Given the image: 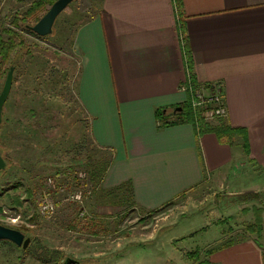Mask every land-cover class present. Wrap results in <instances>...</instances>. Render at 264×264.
<instances>
[{
  "label": "crops",
  "instance_id": "1",
  "mask_svg": "<svg viewBox=\"0 0 264 264\" xmlns=\"http://www.w3.org/2000/svg\"><path fill=\"white\" fill-rule=\"evenodd\" d=\"M73 46L78 100L94 142L110 154L96 187L128 188L152 218L168 217L167 205L183 208L170 228L206 206L200 229L228 232L220 226L229 219L232 227L250 204L233 199L264 192V0H102ZM217 83L228 115L199 120L193 91ZM178 106L193 119L161 125L180 116ZM236 205L243 208L230 213ZM244 228L251 235L230 242L217 235L202 259L264 264V237L253 234L261 228Z\"/></svg>",
  "mask_w": 264,
  "mask_h": 264
},
{
  "label": "rangeland",
  "instance_id": "2",
  "mask_svg": "<svg viewBox=\"0 0 264 264\" xmlns=\"http://www.w3.org/2000/svg\"><path fill=\"white\" fill-rule=\"evenodd\" d=\"M40 1L0 0V92L16 64L0 125V148L9 162L0 176V223L31 238L26 248L0 240V264H64L68 257L78 264H211L202 255L221 233L214 225L200 229L209 223L206 206L170 228L183 208L167 205L162 215L168 217L152 218L138 210L128 188L96 187L110 154L94 142L77 97L80 57L73 43L78 25L102 0H74L46 36L26 27L49 9L48 3L36 8ZM245 200L244 216L237 215L232 227L229 219L220 226L228 231L222 241L250 236L239 232L244 226L261 228L253 234L264 237V192L244 191L233 202ZM48 203L54 209L44 212ZM236 208L230 213L243 206Z\"/></svg>",
  "mask_w": 264,
  "mask_h": 264
},
{
  "label": "water",
  "instance_id": "3",
  "mask_svg": "<svg viewBox=\"0 0 264 264\" xmlns=\"http://www.w3.org/2000/svg\"><path fill=\"white\" fill-rule=\"evenodd\" d=\"M74 0H55L49 9L42 15V17L33 25H27L29 29L40 36H46L52 33L53 25L58 15ZM15 66L11 65L7 72L4 86L0 92V125L3 122V107L10 95L14 81ZM182 107L178 106L175 111H181ZM7 168V161L0 152V175L1 172ZM0 240H8L15 243L17 246L26 248L31 238L26 234L14 227H10L0 223ZM78 260L68 257L65 259L64 264H78Z\"/></svg>",
  "mask_w": 264,
  "mask_h": 264
},
{
  "label": "built area",
  "instance_id": "4",
  "mask_svg": "<svg viewBox=\"0 0 264 264\" xmlns=\"http://www.w3.org/2000/svg\"><path fill=\"white\" fill-rule=\"evenodd\" d=\"M190 105L197 115L205 120L222 118L227 115V105L219 83L195 88ZM82 178L87 179L86 172H80ZM81 178V179H82ZM76 198H82V193L76 194ZM54 206L50 203L45 204L43 211H52Z\"/></svg>",
  "mask_w": 264,
  "mask_h": 264
},
{
  "label": "trees",
  "instance_id": "5",
  "mask_svg": "<svg viewBox=\"0 0 264 264\" xmlns=\"http://www.w3.org/2000/svg\"><path fill=\"white\" fill-rule=\"evenodd\" d=\"M54 1L55 0H41L40 2H39V4H38V6H36V8H39L41 5H43V6H45V5H47V3L48 4H50V6L54 3ZM34 8V7H33ZM42 17V16H41ZM40 17V18H41ZM39 18V19H40ZM38 19V20H39ZM37 20V21H38ZM36 21V22H37ZM35 24V23H34ZM26 27H27V24H26ZM29 30H31V29H29ZM32 31V30H31ZM13 65H16V64H13ZM188 109L187 108H185V107H183L182 108V110H181V112L180 111H178V112H176L177 114H180V116H178V117H176L174 120H167V119H160V121H161V125H165V124H169V123H176V122H178V123H180V122H183V121H186V120H192L193 119V115H192V113L191 112H189V111H187ZM161 115V114H160ZM196 115V114H195ZM161 117H162V115H161ZM199 118V120H205L204 118H202L201 116L200 117H198ZM3 123V122H2ZM218 129L219 128H225V126H224V124H221L220 126H218L217 127ZM225 130H229L230 131V133L232 132H236L235 131V129H232V128H230V127H227ZM0 152L2 153V155L4 156V154H3V150L0 148ZM4 158L6 159V157L4 156ZM6 161H7V166H8V160L6 159ZM108 165H109V162L106 164V166H105V168L103 169L104 171H103V174H105V172H106V170H107V167H108ZM2 173H3V171L1 172V175H2ZM0 175V176H1ZM100 177H102L101 175L100 176H98V177H96V178H94V180H96V179H99ZM246 197H249V196H246ZM231 240H229V239H226V241L225 242H230ZM191 253H195V250L194 251H192Z\"/></svg>",
  "mask_w": 264,
  "mask_h": 264
}]
</instances>
